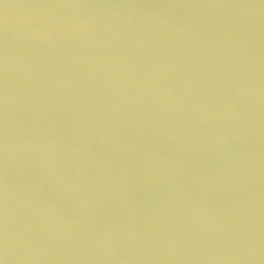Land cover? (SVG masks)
Segmentation results:
<instances>
[{
  "label": "water",
  "instance_id": "1",
  "mask_svg": "<svg viewBox=\"0 0 264 264\" xmlns=\"http://www.w3.org/2000/svg\"><path fill=\"white\" fill-rule=\"evenodd\" d=\"M0 264H264V0H0Z\"/></svg>",
  "mask_w": 264,
  "mask_h": 264
}]
</instances>
